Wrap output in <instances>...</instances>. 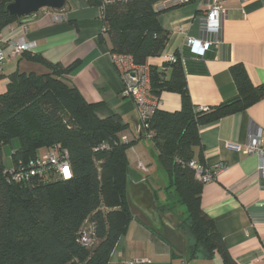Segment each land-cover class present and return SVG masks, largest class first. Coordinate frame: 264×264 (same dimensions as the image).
Returning a JSON list of instances; mask_svg holds the SVG:
<instances>
[{
    "label": "trees",
    "instance_id": "obj_1",
    "mask_svg": "<svg viewBox=\"0 0 264 264\" xmlns=\"http://www.w3.org/2000/svg\"><path fill=\"white\" fill-rule=\"evenodd\" d=\"M10 1L0 0V32L19 20L6 9ZM86 1L101 9L111 54L126 55L137 65L161 55L169 32L161 27L154 6L163 0ZM27 58L43 62L48 71H15L0 93V264H108L136 209L127 195L131 173L127 150L149 132L152 155L168 175L166 202L159 203V209L171 210L175 204L185 208L179 229L189 235V255L202 250L211 257L217 252L224 264H237L201 209L203 183L189 163L194 148L201 147L199 126L264 98V82L253 85L244 66L233 64L230 72L237 94L200 110L190 99L183 65L175 53L173 62L162 64L165 69L149 67V93L157 99L162 91L176 92L180 108L171 112L156 108L141 135L125 142L119 133L126 125L119 117L98 118L95 105L69 83L67 76L76 62L63 66L38 55L27 54ZM13 139L18 147L12 148L11 166L6 168L2 148ZM49 147L67 150L69 178L46 173L21 182L9 179L7 170L24 168L38 156V149L44 152ZM199 164L205 166L201 159ZM138 219L168 241L147 218Z\"/></svg>",
    "mask_w": 264,
    "mask_h": 264
},
{
    "label": "crops",
    "instance_id": "obj_2",
    "mask_svg": "<svg viewBox=\"0 0 264 264\" xmlns=\"http://www.w3.org/2000/svg\"><path fill=\"white\" fill-rule=\"evenodd\" d=\"M67 2L63 10L58 11L62 16L60 20L39 10L27 17L26 22L16 20L1 30L0 37L5 40L2 46L5 60L0 68V93L6 90L9 75L15 71L37 74L48 71L43 62L28 59L27 54L63 66L76 62V67L67 76L69 83L87 102L95 105L94 113L98 118L119 117L126 125L119 136L134 140L139 136L138 109L134 101L122 93L123 82L110 56L108 35L101 33V9L89 5L86 0ZM223 5L221 41L213 44L203 56L191 52L185 44L187 36H200L198 16L201 6L189 2L163 7L162 1L154 6L159 11L157 18L161 27L169 32L161 54H178L190 99L197 107L216 106L237 94L230 72L233 64L244 66L253 85L264 82V0H223ZM16 40L27 42L30 49L13 55L12 43ZM146 64L161 68L163 58L161 55L150 57ZM166 72L168 76L169 68ZM180 103L178 93L162 91L156 99V108L171 112L178 110ZM134 121L138 122L137 128ZM257 129L264 130V98L239 112L200 125L201 147L194 148L195 163L199 164L201 159L208 167L221 164L213 179L203 183L200 205L212 219L237 264H264V176L257 172L256 154L229 148L227 143L244 146L249 134ZM151 146L150 139L140 138L127 150L129 180H145L158 203L163 205L167 191L161 181L158 183L157 174L164 173L167 178L168 175L155 161ZM134 159L140 162L136 167ZM179 206L175 204L168 210L178 219L183 213ZM138 218L134 214L127 223L108 264L134 258L144 260L142 264H224L217 252L206 257L204 251L199 250L190 256L186 243L183 244L185 247H175L170 238L164 240ZM163 227L188 241L182 231L165 224Z\"/></svg>",
    "mask_w": 264,
    "mask_h": 264
},
{
    "label": "built area",
    "instance_id": "obj_3",
    "mask_svg": "<svg viewBox=\"0 0 264 264\" xmlns=\"http://www.w3.org/2000/svg\"><path fill=\"white\" fill-rule=\"evenodd\" d=\"M108 0H104L106 2ZM195 2L201 6V13L198 16L200 36H187L185 44L190 51L203 56L210 47L220 43V34L222 21L225 16V8L223 0H163V7L178 6L181 4ZM44 14H52L55 20L62 18L58 11L50 8H43ZM101 33L105 32V27L102 26ZM4 39L0 37V68L5 60L3 53ZM30 49V45L23 40H16L12 43V54L20 55L24 51ZM111 59L117 67L123 82L122 93L130 97L137 106L138 116L140 120L139 130L147 127V119L156 109V99L150 97V82H149V67L147 64H134L130 57L121 54H111ZM164 62H173L175 54H161ZM161 68L165 69L163 65ZM200 110H207L208 107H198ZM151 133H145V138H150ZM121 140L127 142L126 136H121ZM227 146L235 150H242L244 153H254L258 157L257 172L264 176V130L257 129L251 132L248 136V142L244 146L228 142ZM105 145H101V148ZM194 169L196 177L202 183L212 180L215 171L221 164L214 166H202L195 163L193 160L189 163ZM9 179L21 182L29 180L32 176L43 175L50 173L52 178H69L71 176V169L68 161V152L66 149L49 147L41 155L36 156L24 168L7 170ZM145 262L142 259L134 258L130 260L121 261L118 264H142Z\"/></svg>",
    "mask_w": 264,
    "mask_h": 264
},
{
    "label": "water",
    "instance_id": "obj_4",
    "mask_svg": "<svg viewBox=\"0 0 264 264\" xmlns=\"http://www.w3.org/2000/svg\"><path fill=\"white\" fill-rule=\"evenodd\" d=\"M67 4V0H11L6 5V9L10 15L16 16L22 23L27 21V17L36 14L43 8L61 11ZM134 124L137 128L138 122L134 121ZM138 132L140 136L141 131L138 130ZM127 195L132 205L145 215L153 228L161 229L165 224L171 229L181 232L178 217L168 210L159 209L154 191L145 180L137 182L128 180Z\"/></svg>",
    "mask_w": 264,
    "mask_h": 264
},
{
    "label": "rangeland",
    "instance_id": "obj_5",
    "mask_svg": "<svg viewBox=\"0 0 264 264\" xmlns=\"http://www.w3.org/2000/svg\"><path fill=\"white\" fill-rule=\"evenodd\" d=\"M133 146V145H132ZM18 147V141L16 139H13L11 144H6L3 146L2 148V160H3V165L6 167V168H9L11 166V159H10V153H11V150L12 148L13 149H16ZM130 149V147L128 148ZM43 152V150H37V155H41ZM134 167H136L137 165H139L140 162H137V159H134ZM147 167H149V165H147ZM158 176V183H160L161 181V185L163 183V185L167 186L168 185V178L166 177V175L164 173H159L157 174ZM179 210L181 211H185V208L183 206H179ZM134 211V214H136L137 217L139 218H144L145 215L142 214L138 209H133ZM146 218V217H145ZM167 227H163V229L161 228V231L164 233V235L168 238H170L172 241H173V244L175 245V247L177 246H183L185 247L183 244L186 243V245L188 246L189 243H190V240L188 239L189 238V235L187 234L186 232V238L188 241H184L183 238L179 237L175 232L171 231V230H168L166 229ZM186 249V248H185ZM186 251H188L186 249Z\"/></svg>",
    "mask_w": 264,
    "mask_h": 264
}]
</instances>
